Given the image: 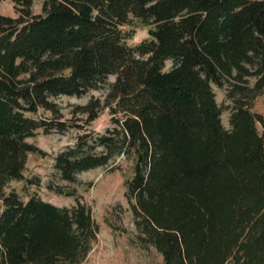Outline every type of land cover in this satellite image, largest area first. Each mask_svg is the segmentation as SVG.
Wrapping results in <instances>:
<instances>
[{
	"label": "trees",
	"instance_id": "16d2710c",
	"mask_svg": "<svg viewBox=\"0 0 264 264\" xmlns=\"http://www.w3.org/2000/svg\"><path fill=\"white\" fill-rule=\"evenodd\" d=\"M12 1L19 17L0 15V264L91 255L100 227L88 206L7 191L40 153L28 139L71 127L60 179L131 164L136 239L164 264H264V117L252 111L264 96V0H44L38 15L37 0ZM132 19L153 26L135 47ZM110 77L103 98L64 120L56 99ZM213 85L233 103L230 129ZM106 111L104 132L89 129Z\"/></svg>",
	"mask_w": 264,
	"mask_h": 264
},
{
	"label": "rangeland",
	"instance_id": "374dc122",
	"mask_svg": "<svg viewBox=\"0 0 264 264\" xmlns=\"http://www.w3.org/2000/svg\"><path fill=\"white\" fill-rule=\"evenodd\" d=\"M43 5L44 0L35 1L32 6L33 14H42ZM0 15L18 18L16 3L12 0H2ZM152 28L153 26L139 19H132L131 24L125 27L126 31L133 32L127 44L135 47L149 39ZM172 66V61H168L166 70H170ZM114 82L115 77H110L101 90H93L80 97L62 96L56 99L64 120H72L74 124V116L79 112L77 108L85 106L93 98H103L108 87ZM213 89L217 102L223 107V125L230 129V110L233 103L227 98L226 88L213 85ZM252 111L264 117V96L257 98ZM39 115L52 117L49 112L44 111ZM79 124L83 126L84 122ZM109 125L110 115L106 111L89 129L101 133ZM259 130L263 131L260 125ZM79 132L77 127H71L65 133L54 130L46 134L40 130L29 138L28 142L35 145L40 153L29 155L24 180L11 182L7 191H16L24 200L38 196L58 207H71L78 201L88 206L100 227V233L91 255L84 264H164L155 248L142 246L136 239L134 216L127 199L126 187V181L133 174L131 164L119 160L112 166L79 174L74 183L60 179L55 170V158L75 142ZM118 164L120 169H117Z\"/></svg>",
	"mask_w": 264,
	"mask_h": 264
}]
</instances>
